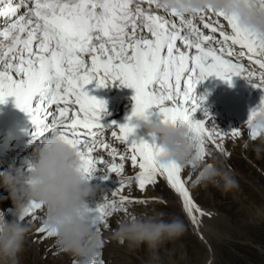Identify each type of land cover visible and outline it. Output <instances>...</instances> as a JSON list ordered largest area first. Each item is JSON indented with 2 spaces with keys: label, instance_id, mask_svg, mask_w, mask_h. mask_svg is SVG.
Here are the masks:
<instances>
[{
  "label": "snow or ice",
  "instance_id": "snow-or-ice-1",
  "mask_svg": "<svg viewBox=\"0 0 264 264\" xmlns=\"http://www.w3.org/2000/svg\"><path fill=\"white\" fill-rule=\"evenodd\" d=\"M254 2L264 9V0ZM0 21V104L15 98L16 107L35 126L32 142L58 134L77 151L89 179L101 164L108 165L101 174L104 180L110 174L120 176L113 193L119 200L90 207L96 231L108 227L115 212L127 211L128 204L148 202L122 194L131 182L123 177L128 159L139 169L140 190L164 178L198 225L197 213L204 212L183 177L184 166L160 163L162 146L154 137L149 141L137 136L136 118L155 111L162 122L188 128L197 149L191 162L195 168L207 155L208 142L219 149L217 141L229 136L209 127L215 117L205 107L207 94L197 95L198 85L211 76L231 85L239 76L264 90V34L242 27L235 15L223 10L185 15L161 6L159 0H0ZM245 57L258 71L242 62ZM93 82L97 88L119 82L134 89V106L124 123L104 122L110 114L108 102L91 94L88 86ZM201 110L202 118L197 116ZM261 114L264 97L245 121L253 140L264 134L254 126ZM106 130L129 151L113 147ZM230 135L239 137L241 130L232 128ZM100 150L111 155V163L95 155ZM31 168L27 162L25 171ZM43 209L42 203L32 201L25 217ZM37 232L42 238L57 235L46 223Z\"/></svg>",
  "mask_w": 264,
  "mask_h": 264
},
{
  "label": "clouds",
  "instance_id": "clouds-1",
  "mask_svg": "<svg viewBox=\"0 0 264 264\" xmlns=\"http://www.w3.org/2000/svg\"><path fill=\"white\" fill-rule=\"evenodd\" d=\"M159 3L185 15L209 8L223 10L235 15L242 27L264 34V9L254 0H159ZM135 123L137 129L145 130L162 146L163 151L158 156L160 163L175 162L183 166L196 159L197 149L188 128L143 116L137 117ZM254 126L264 129V114L257 116ZM27 162L32 165L31 171L15 163L0 171V186L8 191L14 206L11 219L0 209V264H19L29 233L23 221L32 201L44 205L45 223L56 231L59 246L77 257L78 264H95L102 240L91 223L89 198L99 185L92 184L82 171L77 151L58 134H52L35 143ZM220 181L225 191L236 185V181L214 163L205 164L197 176L198 183L217 185ZM185 231L181 219H166L164 213H158L124 217L117 221L112 233L121 244L126 243L131 249L146 245L155 256L161 246L180 238Z\"/></svg>",
  "mask_w": 264,
  "mask_h": 264
},
{
  "label": "rangeland",
  "instance_id": "rangeland-1",
  "mask_svg": "<svg viewBox=\"0 0 264 264\" xmlns=\"http://www.w3.org/2000/svg\"><path fill=\"white\" fill-rule=\"evenodd\" d=\"M248 85L251 87L250 89ZM248 85L245 87L247 92L245 95L249 97L246 96L247 98H245L249 100L250 105L248 107L254 108L264 97V90L258 89L256 92L255 87L250 83ZM251 97L255 100L252 101ZM250 110L245 111L241 118L231 120L227 115H224V111L218 109V119L216 118L209 127L214 129L219 127L221 132L229 133V136L225 140L217 141L221 144L219 149L216 145L208 142L206 145L207 155L201 162L197 163L195 168L191 163L183 165V177L188 180V185L195 194L196 202L214 209L225 218L218 217L216 224H218L221 232L218 234L219 236L211 237L209 242L212 243V253L215 255L214 264H264V134L254 140L251 138V129L245 122ZM215 122L220 125L215 126ZM232 128H239L241 135L239 137L231 136ZM20 161L21 159L18 158L12 163L19 166ZM211 163H214L221 171L228 173L236 181V185L225 191L223 181L217 185L198 183L197 176H199L203 166ZM9 164L5 165L3 170ZM138 171V168L132 167L130 159L125 161L123 177L126 180L131 178V182L127 184L122 194L146 199L148 202L128 204L127 211L121 209L112 216L120 220L132 215L150 216L164 213L166 219L172 217L181 219L186 226V231L180 238L168 241L161 246L155 256L146 245L133 249L141 255L142 261L139 257L136 258L135 262L127 261L121 256L118 261H115L116 258L107 260L104 258L106 252L113 250L110 247L105 248L106 246L102 243L100 254L96 260L97 264L100 260H103L104 264H202L208 250V244L199 238L192 229L190 220L182 209L179 200L171 192L170 185L165 183L164 178H159L155 185H149L146 190H140L136 178ZM115 177L106 181L105 189L107 191L100 194L101 199H105L107 195L110 196L111 200L114 199L115 196L112 193L119 187L120 179L118 176ZM0 195L3 205L13 207L11 198L7 197L8 191L2 186H0ZM45 213L44 207L35 217L32 216L30 223L26 222L29 227L26 240L27 247L34 250L32 254L28 255L31 264H38L44 258H52V264H78V258L64 251L57 243L56 237L44 239L40 233L32 237L34 231L39 227L36 221H44ZM124 245L129 247L126 243ZM36 254L39 255L40 260H36Z\"/></svg>",
  "mask_w": 264,
  "mask_h": 264
},
{
  "label": "bare ground",
  "instance_id": "bare-ground-1",
  "mask_svg": "<svg viewBox=\"0 0 264 264\" xmlns=\"http://www.w3.org/2000/svg\"><path fill=\"white\" fill-rule=\"evenodd\" d=\"M0 22H3V21H0ZM242 62L250 68H255V65L251 64L247 60V57H245ZM256 70L258 71V69H256ZM248 83L249 82L245 78L237 76V77H233V82L231 85H229L228 82H226L222 79H219L215 76H211L207 80L202 81L198 85L196 92H197V95L207 94V100L205 102V107H208L210 109V111L213 114V116L215 117V119L219 116L218 109H220V107H221L225 113L224 114L225 116L227 115L231 120H234V119L236 120L238 117L241 118V115H243L245 113V111H249L250 109H252V107H248L250 104L248 103L249 100L246 99L249 96L247 95V97L244 98L246 96L245 95V92H246L245 87L248 85ZM90 85L93 86V89H95L97 91V94H101L103 92V87L97 88L95 82H93ZM250 85H252V84H250ZM248 88L250 89L251 87H249V85H248ZM255 91L257 92L258 89L256 88ZM91 94L95 95L94 93H91ZM9 99H10V105H15V102H14L15 98L9 97ZM251 99H252V97H251ZM253 100H255V99H252V101ZM8 112H9V106L7 107V109L4 113H0V171L3 170L5 165L12 163L13 161H15L18 158L21 159L19 166H25L28 158L31 157L33 150H34V146H35V144H34L26 152L21 151V148L25 145L26 141L28 140L25 138L24 139L21 138L22 135L26 134L27 126L24 127V130L22 133H20V134L16 133V131L18 132L19 126L12 122V117L9 116ZM108 112L116 117V120L118 123H124L126 121V117L128 116L125 107L122 105L119 106L117 109H110ZM153 113L156 114V118H158V121H161L162 116L160 114L156 113L155 111H153ZM15 116H16V114H15ZM197 116L202 118L203 111L202 110L199 111L197 113ZM235 116H236V118H235ZM28 119H30L29 116H28ZM218 125H220V124L215 122V126H218ZM215 129L220 131L219 127L215 128ZM11 135H13V140H11ZM137 136L144 137L143 133L139 129H137ZM105 138L115 148H118V147L126 148V145L124 143L116 140L115 138H113L111 136V130L105 131ZM36 143H39V142H36ZM95 155L102 156V157H104L105 160H107V161L110 160L108 162H112V157L107 151L100 150L97 153H95ZM117 161H119L118 157H117ZM106 166H107V164L99 165L98 166L99 172L97 173L96 176H94L91 179L92 184L99 185L98 190L95 192V194L89 198V205L91 204V207L93 204H95L97 202L99 192L102 193L103 190L105 189V187L107 186V182H106L107 180H104L102 178V175H101V174H104V170L108 169V167H106ZM165 183L167 184L166 181H165ZM187 186L189 187V189L191 191L192 189L190 188V186L189 185H187ZM99 188H101L102 190ZM171 192L176 196V198L181 203L182 209L184 210L185 214L187 215V217L190 220L192 229L198 234L199 238L206 241L208 244V250L206 251V254L203 258L202 264H214L215 255L212 253V243H209V242L211 241V237L219 236L218 234L221 232V230H219V227H218V224H216V221H218L217 219L222 218V217H223V219H225L224 216L219 215V213H217L214 209H211V208L205 207L204 205L198 204L195 200L194 192L191 191L192 196H193L196 204L204 212L203 216H199V214L197 213V216L199 219V224L197 225L196 223H194L192 221L191 217L189 216V214L185 210V208L183 206L182 197L178 193H176L175 190L172 188H171ZM7 197H10V196L8 195ZM1 198L2 197L0 195V209L5 210L8 214V218L11 219L12 213L14 211V206L8 207V205H3ZM114 199L118 201L119 196H115ZM108 201H112L110 199V196L108 197ZM45 219H46V217L43 219L44 221H42V222L36 221L37 225L39 224V227H40L42 223H45ZM31 220H32V215H29V216L24 218L23 222L26 224V222L30 223ZM118 220L119 219L115 218V216H111V217H109V227H102L100 229L99 234L101 236V240H102L103 245L106 246L105 248L110 247L111 250H113V251H110V250L107 251L106 252L107 254H105L104 258H106L107 260H113L116 258L115 261H118V258L121 256V258H123L124 260L127 259V261H134L135 262L137 260L136 259L137 257H139V259L141 258V255L137 254L135 252V250H133L129 247H125L124 244H120V242L113 236L112 230L117 227V221ZM29 226H31V224H29ZM37 234H39V233L36 230L32 234V237L36 236ZM44 239H46V238H44ZM39 250H40V248H39ZM33 251L34 250H30L27 247V243H25L24 250L20 255L19 264H31V262H30L31 260L29 259L28 255L32 254ZM53 251H55V249H53ZM38 254H39V251H38ZM40 259L41 258H39V255L36 254V260H40ZM140 260L142 261V258ZM51 261H52V258H44L42 262H39V263L37 262V263L38 264H52Z\"/></svg>",
  "mask_w": 264,
  "mask_h": 264
}]
</instances>
